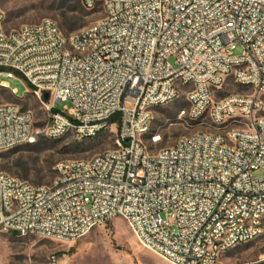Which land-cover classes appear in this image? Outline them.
<instances>
[{
    "label": "built area",
    "instance_id": "obj_1",
    "mask_svg": "<svg viewBox=\"0 0 264 264\" xmlns=\"http://www.w3.org/2000/svg\"><path fill=\"white\" fill-rule=\"evenodd\" d=\"M84 6L104 17L69 35L49 19L7 32L0 8V77L21 75L39 99L50 96L42 128L30 111L0 105V154L42 137L94 139L110 125L117 148L58 163L50 187L0 170V233L74 243L121 217L169 264H221L264 232V0ZM230 80L250 93L217 99ZM0 89L17 96L7 82ZM182 96L180 118L218 130L156 151L154 112Z\"/></svg>",
    "mask_w": 264,
    "mask_h": 264
},
{
    "label": "rangeland",
    "instance_id": "obj_2",
    "mask_svg": "<svg viewBox=\"0 0 264 264\" xmlns=\"http://www.w3.org/2000/svg\"><path fill=\"white\" fill-rule=\"evenodd\" d=\"M0 8L6 14L5 29L16 30L22 25L39 24L53 20L61 31L69 35L82 30L102 19V8L95 11H82L73 6L65 12L61 0H0ZM243 49L238 46L234 56H242ZM7 82L11 91L0 89V105L12 104L22 111H30L35 126L42 128L48 123V112L43 105L48 103L44 97L39 99L31 91L29 83L21 76L14 79L0 77V83ZM249 90L236 87L232 80L217 95L220 99L229 94H246ZM43 101V102H42ZM70 103H56V110L64 112ZM188 110L186 97L158 108L153 115L150 134L159 133L163 143L154 150L175 146L182 136L196 132H216L218 129L209 118L192 121L180 118V110ZM264 114V113H263ZM230 122L225 130L234 128ZM118 128L110 125L98 137L80 140L69 134L58 140L40 138L33 145L15 147L0 154V170L6 174L31 183L34 186H53L57 175L55 166L63 161L90 160L97 155L114 150ZM149 134V135H150ZM260 176L259 173L255 177ZM165 217V216H164ZM169 264L160 256L141 246L128 222L121 217L106 225L93 229L86 237L74 243H66L37 236L18 237L0 233V264ZM264 232L255 241L237 247L221 258V264H263Z\"/></svg>",
    "mask_w": 264,
    "mask_h": 264
},
{
    "label": "trees",
    "instance_id": "obj_3",
    "mask_svg": "<svg viewBox=\"0 0 264 264\" xmlns=\"http://www.w3.org/2000/svg\"><path fill=\"white\" fill-rule=\"evenodd\" d=\"M73 6L78 7V9L82 11V14L87 11L84 6V0H61V8L64 9L65 12L70 11ZM49 100L50 98L47 101ZM116 120H118V116L115 117L112 122L114 123Z\"/></svg>",
    "mask_w": 264,
    "mask_h": 264
},
{
    "label": "water",
    "instance_id": "obj_4",
    "mask_svg": "<svg viewBox=\"0 0 264 264\" xmlns=\"http://www.w3.org/2000/svg\"><path fill=\"white\" fill-rule=\"evenodd\" d=\"M50 98L49 94H45V99L48 100Z\"/></svg>",
    "mask_w": 264,
    "mask_h": 264
}]
</instances>
